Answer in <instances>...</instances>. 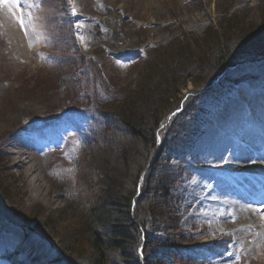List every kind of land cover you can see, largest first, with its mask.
<instances>
[{
  "label": "rangeland",
  "instance_id": "1",
  "mask_svg": "<svg viewBox=\"0 0 264 264\" xmlns=\"http://www.w3.org/2000/svg\"><path fill=\"white\" fill-rule=\"evenodd\" d=\"M33 2V8L41 13L39 30L43 39L40 44L28 41V47L21 46L13 27L1 23L0 15V183L6 181L3 187L7 189L9 204L16 201L24 217L35 216L39 223L45 219L44 224L50 221L44 229L55 239L77 227V221L58 217L68 203L83 211L99 197L102 168L97 167V170L94 167V158L101 162L104 145L108 140L111 142L110 138L118 137L109 130L115 121L110 115L105 117L103 114L109 112L111 102L121 100L119 93L124 88L131 86L134 90L138 86V72L144 64L139 62L141 58L145 59L147 53V61L155 51H162L161 54L167 56L171 50L169 52L175 54L172 46L187 47L189 41L200 38L206 29L223 26L227 22L225 18H232L238 12L234 17L237 26L244 25L246 29L248 25L252 28L259 26L261 37L255 35L243 40L244 33L236 40L240 44L234 52L238 57L237 64L222 71L216 81H211L213 83L187 82L183 88L182 103H179L183 110L185 107L194 108L191 102L195 100L199 102L198 107L205 108L203 104L207 101L209 105L201 109L204 110L202 122L198 118L200 115L192 119L193 114L186 108L190 123L198 124L199 136L194 141L190 158L183 156L186 162L173 164L174 168L182 167L181 171L176 168L182 178L177 189L170 193L181 209L184 206L181 227L199 236L198 247L207 248L213 241L226 239L219 250L207 255L214 264H264V177L249 170L254 163L247 164V161L242 162L248 168L245 171L233 167L225 171L215 168L216 163L227 160L230 155L246 156L247 149L264 154V89H259L264 88V76L260 74L264 70L257 69L258 73L254 74L239 73L246 68L250 72L255 66L264 68V0ZM98 6H101L99 12L96 11ZM242 11L248 12L244 14ZM67 23L74 31L73 47H70L69 40L61 41L64 28L72 37ZM109 23H117L118 28H110ZM4 26L8 28L5 31ZM224 32L228 36L230 29ZM208 47L207 44L198 52L204 53ZM52 48L57 55L52 54ZM195 57H200L197 52L192 53L191 58ZM260 61L262 64L258 63ZM161 76L166 77V73L156 75ZM239 76L252 79L259 88L251 90L244 84L235 86ZM163 88L165 86L160 90ZM213 101L220 103L215 107ZM73 110L85 112L86 117L79 119L68 114ZM142 110L145 111L143 107ZM59 116L63 118L56 128L57 122L54 121ZM23 117L34 118L35 129L20 130ZM175 117L165 116L156 131L157 136L163 135V138L159 139L155 152L166 155V159L172 151L167 149L182 140L166 134ZM50 123H53L52 129H48ZM122 137L120 132L119 138ZM130 139L124 137V143ZM86 141L91 148H87L83 155ZM30 143L34 156L28 160L25 157L20 159L23 146ZM114 150L110 157L115 156ZM53 151L60 154L58 159L51 155ZM116 152L119 153V146H116ZM154 157L150 158L151 165ZM129 163L127 159L114 163L118 166L119 181L120 173H124V167L128 169ZM150 169L146 168L141 176L140 191L147 184ZM122 179L128 184L131 182L130 176ZM39 185L42 188L38 189ZM248 185L255 186V190L248 191ZM258 191L259 196H255ZM247 195L252 199L246 200ZM236 200L256 209L254 217L249 218L244 211L237 214L235 208L230 207ZM0 207L4 208L1 200ZM7 213H10L8 207L5 206L4 211L0 208V220H19ZM20 228L30 234L22 239L26 240V245L34 237L29 243V251L38 250L40 245L36 243L33 225ZM0 233H3L1 228ZM156 253L169 261L167 253L173 252L159 249ZM184 257L188 255L184 254ZM140 259L145 264V259Z\"/></svg>",
  "mask_w": 264,
  "mask_h": 264
},
{
  "label": "trees",
  "instance_id": "2",
  "mask_svg": "<svg viewBox=\"0 0 264 264\" xmlns=\"http://www.w3.org/2000/svg\"><path fill=\"white\" fill-rule=\"evenodd\" d=\"M242 12L246 14L248 11ZM235 15L232 18H225L227 22L223 26L220 24L217 28L209 27L200 38L189 41L185 48L172 46L171 49L177 52L175 54L170 53L171 50L168 51L167 56L166 53L161 54L162 51H155L153 57L145 62L142 70L138 72V86L134 90L131 86L127 87L128 89L124 88L119 93L121 100L109 104L111 106L106 114L115 121L114 127L109 130L115 135L118 134V137L110 138L111 142L109 143L108 140L104 145L101 162L94 158V167L102 168L99 172L101 184L99 197L94 204L87 209L84 208L83 211L68 203L62 214L58 215L60 218L77 221L76 229L59 234V239L53 237L56 241H50L47 237L51 236L50 231L44 229L48 227L50 221L44 224L43 222H47L45 219L39 223V219L35 216L24 217L16 201L9 204L7 189L3 187L6 181L0 183V200L4 208L5 206L9 208L10 213L7 214L18 218L17 222L21 226L33 225L36 243L44 247L39 246L42 262L38 260L35 264H43V257L50 260L52 249L62 253L74 264H143L140 259L142 256H138V249L143 243L146 244L142 254L145 264H168L157 255L156 249L160 246L166 249L175 248L180 243L186 248L196 241L181 227L179 216L181 206L170 191L177 189L182 178L177 173V169L181 171V168H174L171 165L172 158L175 155L186 156L183 152L188 150L187 144L196 133L197 125H190L191 119L185 123V117L176 121L172 126L171 134L182 140L173 143L174 146L170 149L166 148L168 152L172 150L168 159L166 155L155 152L156 131L165 116L179 105L182 90L187 82L207 84L216 80L223 73L222 71L238 63V57L234 52L240 45L236 40L241 38V35L245 33L243 40L255 35L261 37L258 25L255 28L248 25L247 29L244 25L237 26ZM223 31H228V36H225L226 32ZM207 44L209 47L204 53L198 52L203 50L201 48H206ZM194 52L200 57L191 58ZM169 56L171 58H168ZM160 72L166 73V77H156ZM237 79L243 78L239 76ZM251 81L252 79L249 78L248 83H252ZM150 84L153 86L150 87ZM163 86L165 88L160 90ZM120 132L123 134L122 138H119ZM124 137L131 138V141L124 143ZM116 146H119L118 154ZM112 150L115 156L110 157ZM152 155L155 157L146 179L147 184L141 189L138 197V184ZM126 159L130 161V165L128 169L123 168L124 173H120L119 181L118 166H114V163L124 162ZM167 171L169 173H166ZM158 175L161 176L160 179ZM123 176H130L131 182L126 183L122 179ZM0 208L4 211V208ZM2 221L4 224V220H0V223ZM46 243L50 246H45ZM173 257L172 253L169 264L173 263Z\"/></svg>",
  "mask_w": 264,
  "mask_h": 264
},
{
  "label": "bare ground",
  "instance_id": "3",
  "mask_svg": "<svg viewBox=\"0 0 264 264\" xmlns=\"http://www.w3.org/2000/svg\"><path fill=\"white\" fill-rule=\"evenodd\" d=\"M33 5H34L33 0H8V2L6 3V12L7 13L4 14V19H7V14H9L11 16V22L13 23V29L15 31V37H16V39H18V41L22 42V43H20V45L23 47H25L26 37L31 39L36 44H40L42 42V39H43V36H42V34H40V30H39L40 23H41V20H40V14L41 13L37 10H34ZM100 9H101V6L96 7L97 12H99ZM117 25H118L117 23H109L110 28L117 29L118 28ZM5 29H8V28L5 27L4 31H5ZM233 91L235 92L236 89ZM171 115L173 116V118L176 116L175 117L176 120H178L182 117H185L186 118L185 123H188V120L190 119V116L186 111V107L184 108V110L182 109V104L178 105L172 112H170L169 116H171ZM166 134L171 135V132L168 131ZM162 136L163 135H161V137H159V138H163ZM178 138L179 137H176V139H178ZM178 142L179 141H177L176 143H178ZM192 148H193V146H192ZM19 154H20L19 155L20 159L22 157H25V159L28 160V159H30L29 157H31L30 155H28L27 152H22ZM231 158L234 159L233 160V162H234L233 167L236 170H238V169L247 170L248 169L247 167L244 166V164H242V161L246 160L248 163H250L253 161L256 162L258 160L259 163H257V164L254 163L253 166L249 167V170H251L253 173L257 174L258 176H264V171H263L264 170V162H263L264 154H263V156H260V154L254 153L251 156V158L243 157V160L241 158L232 157V156H231ZM21 163L25 164V162L23 160H21ZM229 165H230V161L225 160L221 163H216L215 168L226 170V168ZM148 167H149V169L152 167L151 163H149V162L146 165V168H148ZM31 169H32V165H31ZM37 188L38 189L42 188V186L39 185ZM230 207H234L237 214H240V213H242V211H244V213H246L249 218H253L254 217V211H256V209L249 207V205L244 204L241 200L234 201ZM20 226L21 225L18 222H14L13 220H10V219H5L4 224H3V221L0 223V228L3 231V233H0V246L4 247V249H5L4 262H7L8 264H14V263L25 264V263H29V262L33 263V264L38 263V260L41 261V257H40L41 254H40L39 248H38L37 254H36V250H35V252H32V253L29 251V243L31 242V240L29 239V241H28L29 243L26 245V240H22V239H26L27 236H29L30 234L28 233V231L24 230L23 228H20ZM77 233H78V231H77ZM13 236H15L16 238L14 239ZM47 237H49L48 239L50 241H52V240L55 241V239L53 237H51V236H47ZM21 240L23 243L21 242ZM45 246L49 247L50 245L46 243ZM52 247H53V244H52ZM143 247H144V245L140 246V248L138 249V253H140V256H142V258H143V255H142L143 254ZM159 249H164V251H167V252H169V251L173 252L174 257H173L172 261L174 264L175 263L176 264L183 263L185 248L181 243H180V245H178L175 248H167L166 249L163 246H160ZM159 249H156L155 252H157ZM167 254H168V256H171L172 253H167ZM49 257H50L49 258L50 260L43 257V264H74V262L71 261L72 262L71 263L70 261H68L62 253H60L59 251H57L55 249L54 250L52 249V253ZM159 257H161L162 261L165 263L169 264L171 261L170 259H169V261H165L162 256H159ZM166 259H167V257H166ZM66 261H68L69 263ZM4 262L2 263V261H0V264H5Z\"/></svg>",
  "mask_w": 264,
  "mask_h": 264
},
{
  "label": "snow or ice",
  "instance_id": "4",
  "mask_svg": "<svg viewBox=\"0 0 264 264\" xmlns=\"http://www.w3.org/2000/svg\"><path fill=\"white\" fill-rule=\"evenodd\" d=\"M3 2H4V3H7V2H8V0H3Z\"/></svg>",
  "mask_w": 264,
  "mask_h": 264
}]
</instances>
